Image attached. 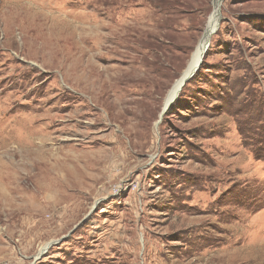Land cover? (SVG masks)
Segmentation results:
<instances>
[{
  "label": "rangeland",
  "instance_id": "374dc122",
  "mask_svg": "<svg viewBox=\"0 0 264 264\" xmlns=\"http://www.w3.org/2000/svg\"><path fill=\"white\" fill-rule=\"evenodd\" d=\"M212 4L0 0V264H264V0L162 113Z\"/></svg>",
  "mask_w": 264,
  "mask_h": 264
},
{
  "label": "bare ground",
  "instance_id": "6f19581e",
  "mask_svg": "<svg viewBox=\"0 0 264 264\" xmlns=\"http://www.w3.org/2000/svg\"><path fill=\"white\" fill-rule=\"evenodd\" d=\"M222 2L223 0H213V4H212V12L207 20V23H206V26H205V29H204V32L198 42V45L190 59V62H189V67L192 68L196 62L198 61V59L200 58V55L204 49V46L206 44V41L208 39V35L209 33L211 32V30L214 29V27L216 26L217 24V21H218V16H219V13H220V7L222 5ZM177 86L178 85H175L174 87L171 88L169 94H168V97L172 96L175 92V90L177 89ZM76 163L75 160H72V158L70 157V155L68 154L65 158V163H64V169L66 170V172H69L71 171L72 169V165ZM74 166V165H73ZM47 246L43 247L42 249H46ZM41 249V250H42Z\"/></svg>",
  "mask_w": 264,
  "mask_h": 264
},
{
  "label": "water",
  "instance_id": "95a60500",
  "mask_svg": "<svg viewBox=\"0 0 264 264\" xmlns=\"http://www.w3.org/2000/svg\"><path fill=\"white\" fill-rule=\"evenodd\" d=\"M219 20H220V13H219V16H218V21H217V24L216 26L214 27L213 30H211V32L209 33L208 35V39L206 41V44L204 46V49L200 55V58L198 59V61L196 62V64L190 68L189 67V63L187 65V67L182 71L181 75L179 76V78L175 81V83L173 84L172 87H174L175 85H178L177 86V89L175 90L174 94L170 97L167 96V99L165 101V107L162 111V113L164 112L166 106L168 104H170L177 96H178V93L181 91V89L183 88V86L186 84V82L196 73V71L199 69L200 65H201V62H202V59L205 55V52L207 50V48L209 47V44H210V39L212 37V35L214 34V32L217 30L218 28V25H219ZM190 62V61H189ZM45 252V249L44 250H41L39 252V256L41 254H43Z\"/></svg>",
  "mask_w": 264,
  "mask_h": 264
},
{
  "label": "trees",
  "instance_id": "16d2710c",
  "mask_svg": "<svg viewBox=\"0 0 264 264\" xmlns=\"http://www.w3.org/2000/svg\"><path fill=\"white\" fill-rule=\"evenodd\" d=\"M199 69H200V67H199ZM199 69L196 71V73L199 71ZM191 80H192V77L189 79L188 82H190ZM188 82H187V83H188ZM187 83H186V84H187ZM186 84H185V85H186ZM185 85H184V86H185ZM184 86H183V87H184Z\"/></svg>",
  "mask_w": 264,
  "mask_h": 264
}]
</instances>
